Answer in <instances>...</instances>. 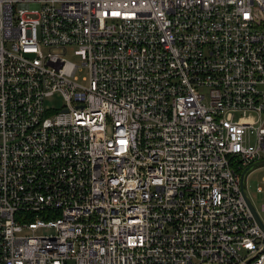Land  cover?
Instances as JSON below:
<instances>
[{
	"label": "built area",
	"instance_id": "2783aa9c",
	"mask_svg": "<svg viewBox=\"0 0 264 264\" xmlns=\"http://www.w3.org/2000/svg\"><path fill=\"white\" fill-rule=\"evenodd\" d=\"M261 161L264 0H0V264H264Z\"/></svg>",
	"mask_w": 264,
	"mask_h": 264
},
{
	"label": "rangeland",
	"instance_id": "374dc122",
	"mask_svg": "<svg viewBox=\"0 0 264 264\" xmlns=\"http://www.w3.org/2000/svg\"><path fill=\"white\" fill-rule=\"evenodd\" d=\"M70 59L78 63L79 59L76 57H70ZM87 70L79 71L78 76L80 81L86 77ZM65 101L60 95H55L54 97L47 100V105L51 108L59 111L65 106ZM264 166L259 167L251 171L245 181L246 192L253 202L255 208L257 209L259 215L264 220ZM262 188L261 191L259 189ZM40 233L48 234L52 231L40 230Z\"/></svg>",
	"mask_w": 264,
	"mask_h": 264
},
{
	"label": "water",
	"instance_id": "95a60500",
	"mask_svg": "<svg viewBox=\"0 0 264 264\" xmlns=\"http://www.w3.org/2000/svg\"><path fill=\"white\" fill-rule=\"evenodd\" d=\"M263 166H264V161H261V162L254 163L253 165L247 167L241 174V188H242V193H243L244 199H245L248 207L250 208V211L252 212V214H253L255 220L257 221V224L259 225V227L264 231V224L261 221L251 199L249 198V196L246 192V186H245V181H246L247 175L251 171H253L254 169L259 168V167H263Z\"/></svg>",
	"mask_w": 264,
	"mask_h": 264
}]
</instances>
